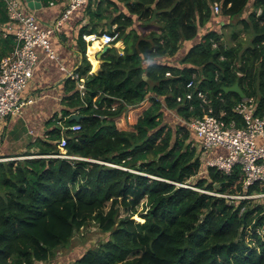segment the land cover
Returning <instances> with one entry per match:
<instances>
[{"label": "trees", "instance_id": "trees-1", "mask_svg": "<svg viewBox=\"0 0 264 264\" xmlns=\"http://www.w3.org/2000/svg\"><path fill=\"white\" fill-rule=\"evenodd\" d=\"M216 4L223 23L240 17L249 43L231 46L217 29L200 32L214 24ZM5 7L0 0L3 22ZM80 11L82 62L79 80L69 81L66 120L50 121L45 139L22 155L0 156L25 158L0 161V264L47 263L93 223L107 240L76 264H264V199L231 198L262 193V186L244 191L239 167L230 175L204 168L194 132L165 121L169 112L190 122L213 109L241 124L236 107L243 98L225 92L235 85L264 119V0H90ZM139 23L152 32L142 35ZM105 32L119 38L90 75L83 36ZM121 41L123 53L115 48ZM13 47V36L0 37V62ZM191 81L198 90L187 88ZM147 101L133 131L117 128L116 119ZM77 125L81 130L72 131Z\"/></svg>", "mask_w": 264, "mask_h": 264}, {"label": "built area", "instance_id": "built-area-1", "mask_svg": "<svg viewBox=\"0 0 264 264\" xmlns=\"http://www.w3.org/2000/svg\"><path fill=\"white\" fill-rule=\"evenodd\" d=\"M5 1L10 21L8 24L2 25V36L5 39L13 36L14 49L0 62V150L5 140L4 124L6 121L20 116L23 109L32 104V100L23 99L22 94L28 88L35 70L39 66L38 50L42 49L49 58L56 59V53L51 42L53 36L61 32L64 24L73 14L86 6L90 0H65L66 7L61 17L48 27H42L33 14L25 13L18 0ZM216 10L219 11V7H216ZM118 38L119 33L117 32L83 36L88 47L97 42L100 45V50H103L105 46L112 47ZM85 88L84 83L79 85L81 92H84ZM187 88L198 90L199 85L191 81ZM192 95L193 93L187 95V99H192ZM198 98L206 103L205 95L201 91H198ZM178 102H183V98H179ZM236 112L241 124L236 120L226 123L214 115L213 109H209L202 118H195L190 122L181 121L194 132L197 139L196 146L201 153L216 149L226 151V153H220L215 158L208 159L206 161L207 169L216 168L230 175L239 167L243 173L244 191L258 184L264 189V144L260 143V139L264 140V119L257 115V104L253 99H243L237 105ZM71 129L78 132L81 130V126L77 125ZM59 145L61 151L66 152L68 140L63 138ZM58 157L72 158L67 155ZM2 160L0 159V161ZM231 198L262 200L264 199V192Z\"/></svg>", "mask_w": 264, "mask_h": 264}, {"label": "crops", "instance_id": "crops-1", "mask_svg": "<svg viewBox=\"0 0 264 264\" xmlns=\"http://www.w3.org/2000/svg\"><path fill=\"white\" fill-rule=\"evenodd\" d=\"M18 2L21 9L25 13L33 14L42 27H48L57 21L66 7L65 0L50 2L48 5H45L43 0H40L37 9L36 4L34 8L29 7L27 0H18ZM4 3L6 5L8 20L3 22L4 17L0 14V37H3L2 25L8 24L10 21L5 0ZM81 19L82 12H76L64 24L62 31L53 36L51 42L56 53V59L49 58L42 49L38 50L40 57L39 66L35 70L34 77L28 88L22 94V98L32 100V104L26 106L20 116L10 118L4 124L5 140L1 146V150H4L5 154L2 157L16 155L19 152H23L26 147L37 139H45L47 132L53 128V126L50 127L48 125L50 121L55 122L63 119L60 121L63 122L66 120L63 116V110L66 107L65 103L67 99L71 97L73 92L70 89L72 83L69 81L79 80L75 72L82 62L76 41L77 29H79L77 23ZM123 43L121 41L118 44L122 45L124 49L125 44L123 45ZM93 56L95 59L98 57V60L102 61V50L99 48V51L93 54ZM90 60L92 62V58ZM89 74H95L93 67ZM83 83L85 84V79H81L77 83V89ZM11 138L12 141L9 143L8 139ZM260 143L264 144V140L260 139ZM23 146L25 149L21 148ZM26 151H28V148ZM220 153H226V151L224 149H216L211 152L201 153L202 160L206 162L208 159L215 158Z\"/></svg>", "mask_w": 264, "mask_h": 264}, {"label": "rangeland", "instance_id": "rangeland-1", "mask_svg": "<svg viewBox=\"0 0 264 264\" xmlns=\"http://www.w3.org/2000/svg\"><path fill=\"white\" fill-rule=\"evenodd\" d=\"M216 7H219V11L216 10ZM249 9H251V7ZM214 11L217 14L216 15L217 18L215 17L216 20L215 21L213 20L214 24L211 25V26H208V25L205 26L203 29L200 30V32H202L204 34L208 30L210 31V30H213V29H217L218 31H221V33H223V37H224V40H225L226 44L227 45H231V46H234L236 43L241 42V41L243 43L245 41L246 44L250 42V38L251 37H250V35L248 33L243 32V27L244 26H243V24L241 22H239L241 20L240 17H238L237 21H233V22L231 21L230 23H227V22L223 23L222 22V17L224 18L225 16L221 12L219 4L215 5ZM250 11H252V9L248 10L245 13V15H248ZM245 15H244V17H245ZM258 15H261L260 11L258 12ZM224 21H226V20H224ZM80 23H82V22H80ZM88 23H89V20L87 18L82 23V26H86ZM145 25L146 24L143 25V24L139 23L137 25V28L140 30L142 35L148 36L152 32L151 30H153V29H152V27L151 28L150 27H146ZM102 28H103V26L101 28L99 27V29H102ZM236 32L240 33L239 34V39H237V40L233 38V35ZM123 45H124V43H123ZM183 47L185 49H187L188 45L186 46V44H185ZM115 48H117L120 53H123L122 51L124 49H123L122 45L118 44V45L115 46ZM89 55H90V58H92V62H91V60L89 58ZM94 56L92 54H90V49L87 47V49H86V57L89 60V62L91 63L92 67H93V64H95L97 66V69H94V67H93L94 73L96 74L101 69L102 61L98 60V57H97V59H95ZM179 59L181 60L182 57L181 56L177 57L176 60L174 61V64L177 65ZM96 60H97L98 63L96 62ZM150 106H151V103L149 101H147L141 107H139L137 109H133L132 111H127L124 115H122L120 118L115 120L117 128L119 130H123V131H133V126L137 123V120H138L139 116L146 109H148ZM114 107H116V106H114ZM181 120H182L181 118H178L177 116L175 117L174 114L169 112L167 114V119L165 121L166 122H170L173 125H175L176 123H181L183 121V120L182 121ZM170 123H168V124H170ZM8 141L10 143V141H12V138L8 139ZM21 148L25 149L24 146L21 147ZM27 148L28 147H26V149L23 152H19L16 155H22L23 153L26 152ZM63 153L65 154L66 152H63ZM0 154L2 156L3 154H5V151L1 150ZM7 156H13V155H7ZM31 158H33V157H31ZM201 158H202V156H201ZM12 159L13 158H5L2 161L7 162V161H11ZM22 159H25V158H15L14 160H22ZM72 159H75V157H72L71 160ZM202 163H203L204 168H206L205 160H202ZM139 212L140 213L144 212L143 211V203L139 206ZM139 217H140V215H136L135 219L138 222L143 223L144 221H140L138 219ZM103 240H107L105 234L102 233L100 231V229L98 228V226H96L93 223L89 228L82 230L81 233L78 234L75 237L74 241L69 245V247L60 250L47 263H39V264H76L75 262H76V260L78 258H80L89 249L94 248L96 246V244H98L99 242H101Z\"/></svg>", "mask_w": 264, "mask_h": 264}, {"label": "water", "instance_id": "water-1", "mask_svg": "<svg viewBox=\"0 0 264 264\" xmlns=\"http://www.w3.org/2000/svg\"><path fill=\"white\" fill-rule=\"evenodd\" d=\"M29 7L34 8L35 4H36V9L39 7L38 4H40V0H27ZM261 15L264 16V11L261 12ZM110 48H112L111 46H105L102 50V55L105 54ZM225 92H235L238 93L240 95V97H242L243 99H245V94L244 92L241 90V88L239 87V85H235L232 88H226ZM76 118H80V117H76Z\"/></svg>", "mask_w": 264, "mask_h": 264}, {"label": "bare ground", "instance_id": "bare-ground-1", "mask_svg": "<svg viewBox=\"0 0 264 264\" xmlns=\"http://www.w3.org/2000/svg\"><path fill=\"white\" fill-rule=\"evenodd\" d=\"M91 48H90V54H96L97 53V51L99 50V48H100V45H99V43H94L93 45H91L90 46ZM90 57V56H89ZM93 67H94V69H97V66L95 65V64H93Z\"/></svg>", "mask_w": 264, "mask_h": 264}, {"label": "clouds", "instance_id": "clouds-1", "mask_svg": "<svg viewBox=\"0 0 264 264\" xmlns=\"http://www.w3.org/2000/svg\"><path fill=\"white\" fill-rule=\"evenodd\" d=\"M260 12H262V11H260ZM117 44H118V43H117ZM117 44H116V45H117ZM116 45H115V46H116ZM87 47H88V45H87ZM112 47H113V46H112ZM88 48H89V47H88ZM136 109H137V108H136ZM132 110H133V109H132ZM132 110H130V111H132Z\"/></svg>", "mask_w": 264, "mask_h": 264}]
</instances>
